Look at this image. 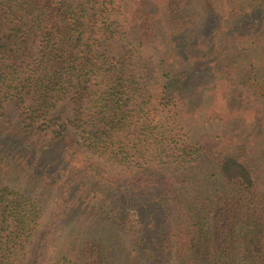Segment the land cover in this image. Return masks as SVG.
Listing matches in <instances>:
<instances>
[{
  "label": "trees",
  "instance_id": "1",
  "mask_svg": "<svg viewBox=\"0 0 264 264\" xmlns=\"http://www.w3.org/2000/svg\"><path fill=\"white\" fill-rule=\"evenodd\" d=\"M0 264H264V0H0Z\"/></svg>",
  "mask_w": 264,
  "mask_h": 264
}]
</instances>
